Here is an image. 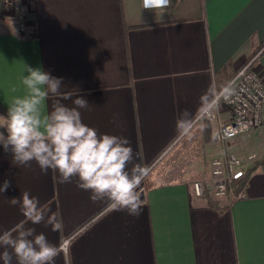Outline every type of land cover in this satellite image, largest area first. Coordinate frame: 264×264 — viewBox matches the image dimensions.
<instances>
[{
  "label": "crops",
  "instance_id": "obj_1",
  "mask_svg": "<svg viewBox=\"0 0 264 264\" xmlns=\"http://www.w3.org/2000/svg\"><path fill=\"white\" fill-rule=\"evenodd\" d=\"M17 2L25 30L0 18V102L8 109L25 93L26 67L41 68L62 78L61 91L88 101L80 109L85 124L126 138L134 162L152 170L138 189H145L141 212L130 216L106 200L92 201L76 177L60 183L58 173L42 172L35 161L16 165L0 146V184L12 182L0 195V233L25 221L9 200L27 191L42 208L59 210L64 227H25L53 244L72 240L55 264H264V164L231 202L192 190L223 152L247 159L248 167L261 158L264 129L239 139L240 152L233 141H215L216 121L198 122L190 136H179L176 127L185 110L195 114L205 93L220 90L257 53L264 0H170L151 11L143 0ZM258 52L264 78V47ZM58 101L74 106L50 95L43 111ZM6 250L0 247V264Z\"/></svg>",
  "mask_w": 264,
  "mask_h": 264
},
{
  "label": "clouds",
  "instance_id": "obj_2",
  "mask_svg": "<svg viewBox=\"0 0 264 264\" xmlns=\"http://www.w3.org/2000/svg\"><path fill=\"white\" fill-rule=\"evenodd\" d=\"M170 4V0H167ZM165 4V0H145V9L151 11ZM22 76L25 88L23 96L13 99L7 115H0V146L11 152L18 166L35 161L40 170L58 173L60 183L78 178V187L91 193L90 199L107 201L114 211H126L130 216L141 212V194L138 191L151 173V165L134 162L133 148L126 138L100 134L85 124L80 109L89 107L88 101L70 92L61 91L62 78L52 76L41 68L26 67ZM232 94L230 87L219 91L210 89L201 97L195 114L185 110L176 122L179 136H190L194 126L211 117L221 100ZM50 95L72 100L74 106L59 101L48 112L43 111ZM6 133V134H5ZM132 165L129 169V165ZM12 186L10 179L0 184V195ZM9 203L19 206L26 218L11 230L0 233V247L4 251L3 264H55L62 253L67 256L72 240L65 237L58 244L51 243L44 233L37 234L26 223H45L53 232L63 231L59 210L42 208L39 200L25 191L20 197H12Z\"/></svg>",
  "mask_w": 264,
  "mask_h": 264
},
{
  "label": "built area",
  "instance_id": "obj_3",
  "mask_svg": "<svg viewBox=\"0 0 264 264\" xmlns=\"http://www.w3.org/2000/svg\"><path fill=\"white\" fill-rule=\"evenodd\" d=\"M1 1L4 10L20 11L17 0ZM19 17L22 20L20 29L25 30L26 18L21 11ZM259 54L250 57L221 88L230 87L232 94L227 100H221L219 108L208 118L217 123L214 135L217 143L224 144L239 134L264 129V78L257 66ZM221 109L229 115L224 116ZM247 170L248 162L243 158L223 152L211 161L208 177L193 181V193L213 199L225 198L228 202L242 198L245 186L238 192L235 182L243 178Z\"/></svg>",
  "mask_w": 264,
  "mask_h": 264
},
{
  "label": "rangeland",
  "instance_id": "obj_4",
  "mask_svg": "<svg viewBox=\"0 0 264 264\" xmlns=\"http://www.w3.org/2000/svg\"><path fill=\"white\" fill-rule=\"evenodd\" d=\"M4 11H5V12L0 11L1 14H2V18H4L5 16H7V17L10 18L12 21H15V22L17 23V26L20 28L21 23H22V20H21V18L19 17V15H20V11H19V10L16 11V12L13 11L14 13L11 12V11H8V10H4ZM25 27H27L26 24H25ZM0 114H1V115H4V114L1 113V112H0ZM4 116H5V115H4ZM0 125H2V120H0ZM253 131H254V130H252V131H250V132H253ZM250 132H245V133L239 134V135H237V136H235V137H233V138L227 140V142H229V141H233V143L240 145V143H238V140H239V139L244 140V139L246 138V134H247V133H250ZM227 142H226V143H227ZM238 150H239L240 152L243 151V150H245V145H244V144H241ZM243 159H244V158H243ZM244 160H245L246 162H248L247 159H244ZM210 171H211V168L208 170L207 174H204V175H203L201 178H199V179H202V178H204V177H208V176L210 175Z\"/></svg>",
  "mask_w": 264,
  "mask_h": 264
},
{
  "label": "trees",
  "instance_id": "obj_5",
  "mask_svg": "<svg viewBox=\"0 0 264 264\" xmlns=\"http://www.w3.org/2000/svg\"><path fill=\"white\" fill-rule=\"evenodd\" d=\"M0 18H2L1 12H0ZM263 47H264V42L260 45V47H258L256 49L255 52H258L259 50L263 49ZM7 111H8V109L0 102V112L3 113L6 116L7 115ZM0 130H2V129H0ZM260 163L264 164V155L261 158L252 161L251 164L248 167L246 175L243 178H241V179H239V180H237L235 182L236 191L239 192L246 185V182H247V180L249 178V174H250L251 170L257 164H260Z\"/></svg>",
  "mask_w": 264,
  "mask_h": 264
},
{
  "label": "water",
  "instance_id": "obj_6",
  "mask_svg": "<svg viewBox=\"0 0 264 264\" xmlns=\"http://www.w3.org/2000/svg\"><path fill=\"white\" fill-rule=\"evenodd\" d=\"M144 193H145V189H142L141 194L144 195Z\"/></svg>",
  "mask_w": 264,
  "mask_h": 264
}]
</instances>
